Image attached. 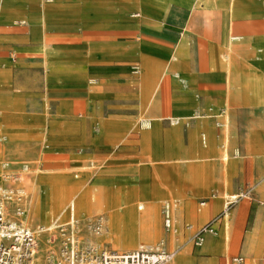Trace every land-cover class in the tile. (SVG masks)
<instances>
[{
  "label": "crops",
  "instance_id": "obj_1",
  "mask_svg": "<svg viewBox=\"0 0 264 264\" xmlns=\"http://www.w3.org/2000/svg\"><path fill=\"white\" fill-rule=\"evenodd\" d=\"M20 1L0 3V155L11 158L36 141L29 123H42L40 113L22 111L44 108L43 97L51 94L60 102L70 95L72 105L82 109L88 102L81 94L89 93V78L76 76L78 64L65 54L53 53L67 38L52 30L111 29V23L95 20L73 22L77 14L83 19L111 12V0ZM145 1L143 12L155 15L152 23L138 26L139 43L146 47L140 84L125 71L129 60L117 59L111 68L92 66L103 79H91L111 92V135L99 137L95 148L111 143V173L136 174V182L124 184L133 197L172 199L161 204H167L171 221L167 229L162 223L164 231L182 238L172 264H224L234 252L244 264H264V0ZM59 133L39 169L63 166L66 155L54 145L64 140ZM3 160L0 172L17 169ZM67 205L73 214L72 202ZM221 211L214 231L203 233L206 243L199 251L210 255L189 252L193 226ZM24 219L30 226L39 223H29L26 212ZM98 244L119 252L139 246L119 250Z\"/></svg>",
  "mask_w": 264,
  "mask_h": 264
},
{
  "label": "rangeland",
  "instance_id": "obj_2",
  "mask_svg": "<svg viewBox=\"0 0 264 264\" xmlns=\"http://www.w3.org/2000/svg\"><path fill=\"white\" fill-rule=\"evenodd\" d=\"M2 1L0 0V3ZM143 4L147 2L145 0H111V12L83 14V19L82 14H77L78 19L73 21L76 25L82 23L85 25L91 20H95L94 22L100 25L111 23V29L99 27L100 29L93 30V33L78 27L64 28L58 30L59 32L56 30V33L52 30L53 34L59 33L60 36L67 38L66 43L54 45L53 53L65 54L70 59L69 62L78 64L76 68H73L76 76L83 74L89 78V93L81 94L88 102L82 109L81 104L72 105L70 95L67 102H60L58 95L51 94L43 97L44 108L22 111L21 113H29L33 116H39L38 113L43 116L41 124L29 123L30 134L35 135L33 137L36 141L22 145L19 148V155L14 158L0 155V164L5 159L7 160L4 162L5 166L13 165L17 168L3 172H18V184L27 199L26 215L29 223L39 222L48 225L54 220L56 222L66 220L69 213L67 204L72 202L73 216L76 217L77 228L83 237L119 250L131 249L139 244H150L164 239L168 245L167 249L173 252L166 264H172L178 248L176 245L182 242V238L177 237L174 232L164 231L163 227L167 228L164 224L162 227L163 218L160 213L162 202L165 199H172L133 197L130 191L124 190V184L136 182V174L111 173V143L101 150L95 148L99 137L107 138L111 135V92L107 90L108 85H102L91 79L98 78V81L103 79V75L98 76L92 73V66L98 63L103 64L105 68L108 66L111 68V63L117 59L129 60L125 71L132 74L135 85L140 84L139 75L142 65L139 61L141 55L145 54L146 47L139 43L138 26L141 23H152L151 18L155 15L143 12ZM43 15L38 14V17L42 19ZM95 31L96 33L99 31L101 36H98ZM98 60L101 61L98 62ZM166 68L168 67L165 63L164 69ZM68 70V73L72 72L71 68ZM181 82L184 85L182 80ZM155 93L152 95L155 96ZM60 131L63 132L64 140L61 145L59 142L54 145L56 148H62V152L66 155L63 156L65 158L63 166L53 170L39 169L37 164L40 158L46 154L45 150L50 148L51 140L60 138ZM3 172L1 171L0 174ZM115 175L119 176L116 183L113 182ZM149 175L142 174L144 178H148ZM161 175L154 174L155 177ZM246 191L248 190L237 193L235 196L230 194L226 198L233 200L247 193ZM229 204L227 202L225 208ZM162 207L161 212L164 217ZM222 212H218L205 223L212 226ZM98 216L100 226L95 232L87 228L85 223ZM199 226L194 225L192 232ZM213 231L212 226V230L206 232ZM187 240H189V252L197 256L210 255L209 252L199 251L200 247L206 243V238L200 245L193 242L192 235ZM233 255H237L236 252L227 256L224 264H237L231 258Z\"/></svg>",
  "mask_w": 264,
  "mask_h": 264
},
{
  "label": "built area",
  "instance_id": "obj_3",
  "mask_svg": "<svg viewBox=\"0 0 264 264\" xmlns=\"http://www.w3.org/2000/svg\"><path fill=\"white\" fill-rule=\"evenodd\" d=\"M0 177V264H166L172 257L162 239L153 246L140 245L123 252L100 246L81 235L71 212L66 220L30 226L24 219L27 199L18 184V172H3ZM162 208L163 224L168 228L167 204ZM85 224L97 232L100 218ZM211 230L208 223L202 224L193 232V242L200 244L203 233ZM232 259L237 264L242 262L240 255Z\"/></svg>",
  "mask_w": 264,
  "mask_h": 264
}]
</instances>
